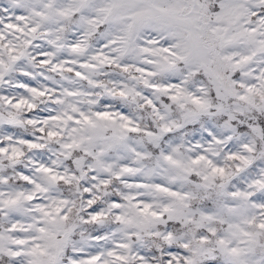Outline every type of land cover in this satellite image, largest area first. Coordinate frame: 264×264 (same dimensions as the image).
<instances>
[{
  "label": "snow or ice",
  "instance_id": "snow-or-ice-1",
  "mask_svg": "<svg viewBox=\"0 0 264 264\" xmlns=\"http://www.w3.org/2000/svg\"><path fill=\"white\" fill-rule=\"evenodd\" d=\"M0 264H264V0H0Z\"/></svg>",
  "mask_w": 264,
  "mask_h": 264
}]
</instances>
